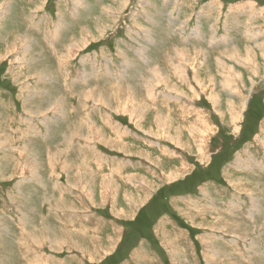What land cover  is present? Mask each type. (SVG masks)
<instances>
[{
  "label": "rangeland",
  "instance_id": "obj_1",
  "mask_svg": "<svg viewBox=\"0 0 264 264\" xmlns=\"http://www.w3.org/2000/svg\"><path fill=\"white\" fill-rule=\"evenodd\" d=\"M135 170L155 258L264 264V0H0V264L152 248L109 217Z\"/></svg>",
  "mask_w": 264,
  "mask_h": 264
},
{
  "label": "crops",
  "instance_id": "obj_2",
  "mask_svg": "<svg viewBox=\"0 0 264 264\" xmlns=\"http://www.w3.org/2000/svg\"><path fill=\"white\" fill-rule=\"evenodd\" d=\"M233 59L234 61H236V58H233ZM230 60L232 59L230 58ZM236 62H239V61L237 60ZM223 65L226 69V72H228L229 68H226L227 65L224 63ZM230 73L232 74V72H228V80L235 81L236 80L235 77H233ZM236 117L239 118L238 115ZM195 120L199 121L198 118H196ZM200 121L204 122L202 118ZM159 162H161V160H159ZM178 162L182 163L180 165H182L184 169H187V166L186 165L184 166V160L182 159V157H178L176 169L180 166ZM160 164L161 163L156 162V165H160ZM63 169H64V166H63ZM131 175H138V176H141L142 178H138L137 180H134L133 184L130 183V186L124 187L125 193L123 196H121L120 203H118V200H115L116 204L115 202L110 203L111 209H110L109 217L113 216L116 220H121V221H128V222L131 221L133 224L137 225V226L135 225L134 227L136 235L137 233L142 232L143 233L142 235L145 236V233L149 231L153 235V238H155L156 242L153 244V247L150 248L149 245H150V242L152 241H150L148 237L139 238V236H137L138 242H134V243L129 242V244H127V240L126 241L122 240L123 231L122 232H120L119 230L115 231V230H112L113 229L112 228L111 229L112 232L108 231V233H106V235L100 241L103 243V245L104 244L109 245V239H114L113 248L109 249L106 252H103L99 258H96L97 259L96 263L107 264L105 262L106 260L114 258L115 259L114 264H165L163 262V259L159 255H156L157 258H155L152 255L153 254L152 250L153 251L158 250L159 252H161V249H163V246H161V244L163 243V240L164 242H168V239L163 238L162 240H160V238L158 237V233L162 234V232H158L157 230V228L160 225L159 219H161V215L156 214L155 217H151V215H149L150 211L149 212L146 211L145 213L143 211L145 209V206L148 204L149 200L151 199V197L154 196L153 193L155 192V190L149 188L150 187L149 183L152 184L154 182L148 178L147 170H143V171L135 170V173H132ZM130 180L131 179H129L127 182H129ZM106 204L107 203L105 202V207H106ZM102 206H104V204ZM141 217L144 218L143 220L144 222H147L150 219H152V223H150L151 225H149L150 227L149 226H146L147 228L142 227V225L139 224ZM156 224H157V228L154 229ZM141 227L143 229H140ZM144 228H146V230ZM81 235H84V234H81ZM98 236L99 235L96 234L95 237H98ZM122 244H127L128 246L127 247L125 246V248H121ZM155 244H158V247L155 248L154 247ZM122 249H124V251H122ZM100 251H101V248H100ZM116 251H118V254L116 253ZM86 254H87L86 259L89 261L91 257L95 255V252L86 253Z\"/></svg>",
  "mask_w": 264,
  "mask_h": 264
},
{
  "label": "bare ground",
  "instance_id": "obj_3",
  "mask_svg": "<svg viewBox=\"0 0 264 264\" xmlns=\"http://www.w3.org/2000/svg\"><path fill=\"white\" fill-rule=\"evenodd\" d=\"M117 8V10L118 9H120V7L118 8V7H116ZM116 11V10H115ZM120 11V10H119ZM114 19V18H113ZM113 21V20H112ZM103 27V26H102ZM102 29V28H101ZM98 30V29H97ZM104 30V29H103ZM101 32V33H99V32ZM97 31V33L99 34V35H101L102 36V33L104 32H102L101 30H98ZM86 36V35H85ZM83 37V36H82ZM93 38V37H92ZM84 39V38H83ZM74 43V42H73ZM78 43V42H77ZM77 46V45H76ZM263 50V49H262ZM235 54H237L236 52H235V50L233 51ZM230 53V52H229ZM246 53L247 54H249V52H248V50L246 51ZM144 54V53H143ZM225 56L226 57H228V58H231L232 57V55H229V54H226L225 53ZM238 56V55H237ZM244 56V55H243ZM182 57V56H181ZM233 58H236V57H233ZM247 59V58H246ZM193 60V59H192ZM195 60H196V57H195ZM195 60H193L194 62H195ZM238 61H239V59H237ZM252 60V59H251ZM192 62V61H191ZM198 62V61H197ZM215 62H216V64H215V66H218L219 67V69H222V76H223V78H224V81H223V83H227L228 81V73L226 72V69H225V67H224V65H223V63H222V61L220 60V59H216L215 60ZM192 64V63H191ZM204 64V63H203ZM206 64V63H205ZM204 64V65H205ZM195 65V64H194ZM217 67V68H218ZM226 68H231L230 66H227ZM191 69V68H190ZM218 70V69H217ZM162 72V71H161ZM208 72V71H207ZM159 74V73H158ZM162 74V73H161ZM156 76H158V75H156ZM165 77V76H164ZM160 79V78H159ZM169 80V79H168ZM199 80V79H198ZM120 81V80H119ZM212 80L211 79H209V82H211ZM157 82H159V81H157ZM204 82V81H203ZM203 82H202V84H200V86H201V89H205V90H207V87H204L203 86ZM208 82V83H209ZM156 83V82H155ZM151 85V84H150ZM214 87V86H213ZM155 88V87H154ZM172 88V87H171ZM229 90V89H228ZM136 96V95H135ZM104 100V99H103ZM103 100L102 101H100V99H98V101H100L101 103L103 102ZM213 100H215L216 101V98H213ZM103 104V103H102ZM215 104V103H214ZM125 109V108H124ZM214 109V108H213ZM230 112H231V110H230ZM219 113V112H218ZM133 115V114H132ZM231 119H232V121H234L235 119H238L234 114H231ZM237 121V120H236ZM235 122V121H234ZM156 124V123H155ZM238 128V127H237ZM160 129V128H159ZM166 129V128H165ZM119 130L121 131V129L119 128ZM164 130V129H163ZM125 131V130H124ZM150 132V131H149ZM233 132V131H232ZM95 133V132H94ZM117 134H118V136H119V132H117ZM122 134V133H121ZM151 134V133H150ZM108 141V140H107ZM111 141V140H110ZM120 141H122V140H120ZM177 143H179V142H177ZM180 144V143H179ZM107 145V144H106ZM125 148H126V146H125ZM118 150H120V148H118ZM125 151V150H124ZM139 154V153H138ZM141 156V155H140ZM146 158V157H145ZM199 159V158H198ZM201 159V158H200ZM199 159V160H200ZM155 164V163H154ZM180 166H182V165H180ZM179 166V167H180ZM183 167V166H182ZM184 169V168H183ZM251 169V168H250ZM174 170L176 171L177 169H175V167H174ZM173 170V171H174ZM185 171H186V169H184ZM178 172V171H177ZM176 173V172H175ZM177 174V173H176ZM180 176V175H179ZM170 177V176H169ZM171 178V177H170ZM109 185V184H108ZM152 186V185H151ZM83 187V186H82ZM87 187V186H86ZM85 188V187H84ZM106 189V188H105ZM87 190V189H86ZM113 190V189H112ZM111 190V191H112ZM109 192H110V190H109ZM92 194V193H91ZM114 194V193H113ZM108 197V196H107ZM103 200V199H102ZM102 202V201H101ZM93 203V202H92ZM103 203V202H102ZM116 203V202H115ZM129 203V202H128ZM94 204V203H93ZM256 208V207H255ZM116 210V209H115ZM219 226V225H218ZM112 245V244H111ZM77 246H78V244H77Z\"/></svg>",
  "mask_w": 264,
  "mask_h": 264
}]
</instances>
